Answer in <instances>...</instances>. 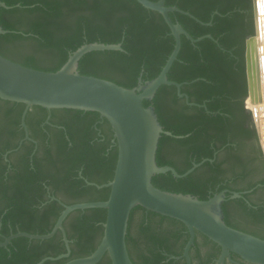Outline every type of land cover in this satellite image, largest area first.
<instances>
[{
	"label": "water",
	"instance_id": "1",
	"mask_svg": "<svg viewBox=\"0 0 264 264\" xmlns=\"http://www.w3.org/2000/svg\"><path fill=\"white\" fill-rule=\"evenodd\" d=\"M245 40L247 97H257L253 38ZM164 0H0V264H132L125 235L140 207L179 222L189 264L195 232L229 254L264 264V240L230 228L220 205L249 192L220 191L205 200L159 190L154 175L162 130L151 106L160 86L181 84L166 73L180 37H190ZM251 113L262 150L253 111ZM227 195V196H226Z\"/></svg>",
	"mask_w": 264,
	"mask_h": 264
},
{
	"label": "trees",
	"instance_id": "2",
	"mask_svg": "<svg viewBox=\"0 0 264 264\" xmlns=\"http://www.w3.org/2000/svg\"><path fill=\"white\" fill-rule=\"evenodd\" d=\"M165 6H174L182 12H187L201 23L209 21V14H211L212 11H216L220 15H224L225 12H227L210 0H165ZM228 11H231V9H228ZM235 12L237 13V11ZM246 13L245 15L251 23L250 11ZM168 16L171 21L177 19L183 30L192 38H197L204 34H210L213 39L217 38L212 28L214 20L218 19L217 16H213L211 26L208 27L199 25L177 12L168 13ZM183 21H188L191 23L192 27L187 28ZM249 33H251V31H249ZM218 42L220 43L221 40H218ZM206 46L213 48L212 42L207 39L201 40L193 46L181 36L180 49L176 60L172 63L166 74L167 80L181 83L198 79V81L194 82L195 85H211L214 78L207 72V69L214 66L211 61L212 58L210 56L206 57L198 54V49ZM224 62L225 60H218V64H224ZM210 94L211 92L201 97H195L192 101L199 104L201 100L208 99ZM189 101L191 100L189 99ZM146 104L147 102H143L142 106L144 107ZM152 106L157 122L162 130L170 132L173 136H182L181 139H175L164 135L160 136L155 152V163L157 166H169L173 168L177 174H182L190 167L191 162L197 163L204 158H211L212 146L220 140L215 138L214 135L209 134L210 131H208L205 126H198L194 124L192 120L186 118L187 115L184 113L189 111V108L185 107L183 103L175 97L173 87L160 86L153 98ZM206 107H208V104ZM207 109L213 110L209 107ZM185 135H187V137H184ZM235 138L240 141L245 140L247 143L253 141L257 144L254 130L251 128L248 131L243 129L238 131ZM217 147L218 146H215V148ZM247 158H251L252 161L258 158L260 159V154L255 150L254 155ZM261 161L264 163V160ZM211 166V164L205 162L194 169L189 175L180 179L173 178L169 173L154 175L151 177V184L162 191L188 194L199 200H205L213 193L219 191V189H217L210 194L207 193V191L212 189L219 181L220 177L221 180L225 177L223 176L225 172L222 173L219 171V175H217L214 170L212 171L210 169ZM229 181V185L227 186L234 192L245 191L251 188L253 184L252 179H249V181H239L234 178ZM262 196V205H264V191ZM227 205H230V208L233 210L232 217L225 213L224 209ZM262 205L260 207L258 206L255 212L257 214V219L261 220L264 225V207H262ZM221 211L224 224L231 228L246 229L247 221L251 218H256L254 217L255 215L250 214L251 210L246 208L241 200H226L221 206ZM135 214L136 217L133 218ZM259 215L262 217L258 218ZM154 230L156 234H159L158 236L161 235L162 238L165 237L164 242L171 239L173 241L172 245L167 248L162 244L156 235H152ZM257 232L264 235L263 230ZM200 237L203 239L204 245L211 243L205 237L201 235ZM186 238L187 234L185 228L175 220L151 212H146L144 215V210L140 207H135L130 211L125 235V246L132 264H184L182 259L175 261L168 258L169 256L180 255ZM260 238L264 239L263 236Z\"/></svg>",
	"mask_w": 264,
	"mask_h": 264
},
{
	"label": "flooded vegetation",
	"instance_id": "3",
	"mask_svg": "<svg viewBox=\"0 0 264 264\" xmlns=\"http://www.w3.org/2000/svg\"><path fill=\"white\" fill-rule=\"evenodd\" d=\"M210 1L215 5H217L218 7L226 10L227 12H225L224 15H220L216 11H212L211 14H209V21L206 23H201V22L198 23L190 19L186 15L183 14L181 15L187 17L189 20H192L193 22L199 25H204L205 27L211 26V20L213 19V16H217L218 19L214 20L213 22L214 25L212 27L217 38L213 39L210 36V34H204V35H209L211 37V40L209 39L207 40L212 42L213 48L206 46L201 49H198V54L200 56L202 55L206 57L210 56L212 58L211 61L214 64V66L207 69L208 70L207 72L211 74V76L214 78V81L212 82L211 85H207V86H201L197 84L195 85L194 82L198 81V79H193L190 82L179 83L181 84L179 87V93L186 95L188 103L199 105V107L186 105L183 98H178L176 96L175 89H174V95L177 99H179L183 103L185 107L189 108L188 109L189 111L184 113L185 115H187L186 118L192 120V122L198 126L201 127L205 126L208 129V131H210L209 134L214 135L215 138L220 140L219 142H216L215 145L213 144L212 146L213 150L211 151L210 154L211 158H209L211 162H206V163L212 165L210 169L212 171L214 170V172L217 173V175H219V171L222 173L225 172V174H223V176L225 177L222 180L220 177L219 181L214 185L212 189L208 190L207 193L210 194L217 189H219L218 192L224 190L234 192L233 190L229 189V186H227L229 185L230 182L229 180L235 178V180H239V181H249V179H252L253 184L251 188L242 191V192H246V191L249 192L243 194L241 199H234V200H241V202L245 204L246 208L251 210L250 214H253L255 215L254 217H256L257 214L255 211H257V207L258 206L260 207L263 202L262 195L264 191V163L261 160H264V156L258 144L255 126L251 118V113L247 110L249 107L247 108L245 104L247 97V86H246L245 68H244L245 40L254 35V23L252 16L251 0H210ZM164 6H165V0H164ZM166 7H174V6H166ZM228 9H231V11H228ZM235 11H237V13ZM249 11L251 14V23L249 22V20L245 15L247 14L246 12ZM172 22L178 23L177 19H174ZM183 23L187 28L192 27L191 23H189L188 21H183ZM249 31H251V33H249ZM218 40L219 41L221 40V42L219 43ZM194 44L191 45L194 46ZM220 59L225 60L224 64H218V60ZM156 92L154 93L151 100L142 101V103L147 102L146 106L144 107L151 106L153 108L152 101ZM209 92H211L210 97L208 99L201 100L200 101L201 103L197 104L194 101H192V99L194 100L195 97H201L202 95L203 96L207 95ZM189 99L191 101H189ZM207 104L208 107L213 110H208L207 109L208 107H206ZM250 128L254 130L257 144H255V142L253 141L247 143V141L245 140L243 141L236 140L235 136L238 131L242 129L248 131ZM184 137H187V135H185ZM215 146L218 147L215 148ZM255 150L256 152L257 151L259 152L260 159L258 158L252 161L251 158H247V157L253 156ZM204 159H208V158H204ZM192 163H196V162H191V164ZM229 175H234V176H229ZM226 200H224L221 203L220 209ZM262 207H264V205H262ZM224 210L228 216L232 217L233 210L232 208H230V205H227ZM145 214L146 211H144V215ZM261 217L262 216L259 215L258 218ZM246 227H247L246 229H241L236 227H232V228L259 239H262L260 238L262 236L264 237V235H261L257 232L261 230L264 231V225L261 222V220L257 219V217L254 219L252 218L249 219L247 221ZM197 234L199 233L195 232L193 238V244L188 251L189 264H215L219 254V248L212 242L211 243L213 245L211 243L204 245L203 239H201L200 234L199 235ZM152 235L153 236L156 235L159 241L162 242V244H164L167 248L172 245L173 241L171 239L170 240L168 239L167 240L168 242L167 241L164 242L165 237L162 238L161 235L158 236L159 234H156L155 230ZM162 254L166 255L165 253ZM229 258L231 262L224 260L222 264H250L240 260L236 255L232 253L229 254Z\"/></svg>",
	"mask_w": 264,
	"mask_h": 264
},
{
	"label": "bare ground",
	"instance_id": "4",
	"mask_svg": "<svg viewBox=\"0 0 264 264\" xmlns=\"http://www.w3.org/2000/svg\"><path fill=\"white\" fill-rule=\"evenodd\" d=\"M256 3L257 12L255 14V18L257 34L253 38L255 59L254 79L256 82L257 97L260 99V102L255 104L249 103L253 109L255 125L258 130L260 144L264 152V0H256Z\"/></svg>",
	"mask_w": 264,
	"mask_h": 264
},
{
	"label": "rangeland",
	"instance_id": "5",
	"mask_svg": "<svg viewBox=\"0 0 264 264\" xmlns=\"http://www.w3.org/2000/svg\"><path fill=\"white\" fill-rule=\"evenodd\" d=\"M248 104V106L246 105V107H249L252 111H253V109H252V107H251V104L249 103V101L247 102V100L245 101V104ZM137 214V213H136ZM136 214L135 215H133V218H135L136 217Z\"/></svg>",
	"mask_w": 264,
	"mask_h": 264
}]
</instances>
